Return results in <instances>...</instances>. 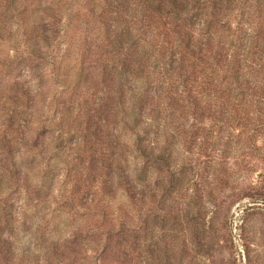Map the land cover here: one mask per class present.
Returning <instances> with one entry per match:
<instances>
[{
	"label": "trees",
	"instance_id": "1",
	"mask_svg": "<svg viewBox=\"0 0 264 264\" xmlns=\"http://www.w3.org/2000/svg\"><path fill=\"white\" fill-rule=\"evenodd\" d=\"M69 30L79 36L77 49L71 38L63 41ZM9 45L15 54L0 63L1 210L18 192L23 206L41 192L13 170L34 107L30 83L12 78L19 65L32 73L42 60L62 73L58 85L69 97L63 111L76 105L77 116L56 126L70 148L88 147L93 171L117 164L124 177L130 162L142 174L150 161L162 166L172 129L188 136L199 125L246 123L253 138L264 130V0H0V47ZM85 89L89 103L76 93ZM130 178L119 185L132 201Z\"/></svg>",
	"mask_w": 264,
	"mask_h": 264
},
{
	"label": "rangeland",
	"instance_id": "2",
	"mask_svg": "<svg viewBox=\"0 0 264 264\" xmlns=\"http://www.w3.org/2000/svg\"><path fill=\"white\" fill-rule=\"evenodd\" d=\"M72 36L67 31L63 41L71 38L77 49L81 41ZM14 54L10 45L0 47V63L8 65ZM75 56L68 55L71 63ZM44 64L11 73L30 83L34 107L9 168L41 192L28 206L18 192L11 208L0 209V264H264V130L253 138L246 123L199 125L188 136L172 129L176 138L166 144L162 166L150 161L142 174L130 162L124 177L117 164L103 173L95 164L93 171L88 147L70 148V137L56 126L77 116V106L63 111L69 97L58 85L62 73ZM76 93L88 103L92 98L87 89ZM206 137L216 138L214 147ZM129 176L132 201L121 189Z\"/></svg>",
	"mask_w": 264,
	"mask_h": 264
}]
</instances>
